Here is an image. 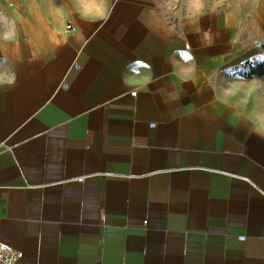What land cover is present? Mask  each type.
I'll return each instance as SVG.
<instances>
[{
  "label": "crops",
  "instance_id": "1",
  "mask_svg": "<svg viewBox=\"0 0 264 264\" xmlns=\"http://www.w3.org/2000/svg\"><path fill=\"white\" fill-rule=\"evenodd\" d=\"M255 1L0 3L14 264H264V127L228 77Z\"/></svg>",
  "mask_w": 264,
  "mask_h": 264
},
{
  "label": "rangeland",
  "instance_id": "2",
  "mask_svg": "<svg viewBox=\"0 0 264 264\" xmlns=\"http://www.w3.org/2000/svg\"><path fill=\"white\" fill-rule=\"evenodd\" d=\"M14 0H0V3L12 4ZM161 5L170 4L175 0H160ZM231 0H217L219 6L230 3ZM237 4L250 5L257 3L255 0H232ZM263 3L260 10L262 19V28L258 41L251 49L248 59L229 71V79L233 81V88L238 93L240 99L246 104L249 110L253 111L260 123L264 127V0H258ZM229 5V4H228Z\"/></svg>",
  "mask_w": 264,
  "mask_h": 264
},
{
  "label": "built area",
  "instance_id": "3",
  "mask_svg": "<svg viewBox=\"0 0 264 264\" xmlns=\"http://www.w3.org/2000/svg\"><path fill=\"white\" fill-rule=\"evenodd\" d=\"M131 93L134 95L135 92ZM20 257H22L21 251L0 243V264H14Z\"/></svg>",
  "mask_w": 264,
  "mask_h": 264
}]
</instances>
